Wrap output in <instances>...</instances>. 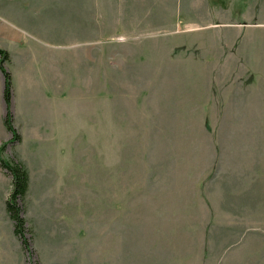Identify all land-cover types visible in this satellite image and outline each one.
<instances>
[{
    "label": "rangeland",
    "instance_id": "374dc122",
    "mask_svg": "<svg viewBox=\"0 0 264 264\" xmlns=\"http://www.w3.org/2000/svg\"><path fill=\"white\" fill-rule=\"evenodd\" d=\"M0 48L31 264H264V0H0Z\"/></svg>",
    "mask_w": 264,
    "mask_h": 264
},
{
    "label": "trees",
    "instance_id": "16d2710c",
    "mask_svg": "<svg viewBox=\"0 0 264 264\" xmlns=\"http://www.w3.org/2000/svg\"><path fill=\"white\" fill-rule=\"evenodd\" d=\"M9 60V53L0 48V72L3 77V101L5 104L4 126L11 137L0 146V167L11 178V193L6 201V211L13 222L14 235L20 240L22 249L26 255V264L33 261V252L27 237V221L24 217V209L21 205L29 186V174L24 165L14 157L3 159L2 153L9 144L14 145L21 140L20 133L13 124L11 103L13 97V83L11 73L6 69L5 63Z\"/></svg>",
    "mask_w": 264,
    "mask_h": 264
},
{
    "label": "crops",
    "instance_id": "0c3cea01",
    "mask_svg": "<svg viewBox=\"0 0 264 264\" xmlns=\"http://www.w3.org/2000/svg\"><path fill=\"white\" fill-rule=\"evenodd\" d=\"M44 88L46 89V91H42V118L44 121H47V116H48L47 111L48 113H51V116H52L54 112H56V102H54L55 109L53 110V99L54 98H53L52 91L51 93H48L47 92L48 86L44 87L42 85V89ZM51 90H52V86H51ZM51 116L49 115L50 119H51ZM48 128H49V125L44 124V128H42V130L44 129L47 130Z\"/></svg>",
    "mask_w": 264,
    "mask_h": 264
}]
</instances>
